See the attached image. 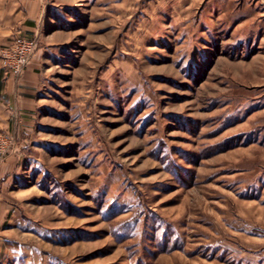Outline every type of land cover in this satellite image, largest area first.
<instances>
[{
	"label": "rangeland",
	"instance_id": "rangeland-1",
	"mask_svg": "<svg viewBox=\"0 0 264 264\" xmlns=\"http://www.w3.org/2000/svg\"><path fill=\"white\" fill-rule=\"evenodd\" d=\"M42 6L0 264H264V0Z\"/></svg>",
	"mask_w": 264,
	"mask_h": 264
},
{
	"label": "crops",
	"instance_id": "crops-1",
	"mask_svg": "<svg viewBox=\"0 0 264 264\" xmlns=\"http://www.w3.org/2000/svg\"><path fill=\"white\" fill-rule=\"evenodd\" d=\"M14 8L12 13L16 15L18 22V30L16 31L20 35L24 36L27 39H32L35 37V30L39 28V23L42 21V3L43 0H14ZM8 3V0H0V12L1 8ZM5 12L2 13V15ZM4 16V15H3ZM16 20V21H17ZM17 26V25H16ZM15 32V33H16ZM10 37V36H7ZM38 54H34L30 59L28 66L25 68L22 76L13 77L5 74L0 71V126L5 125L6 121L13 112L19 111L20 113L26 111L30 112L32 110L39 109V100L36 98V90L40 83V68L38 66ZM3 95V96H2ZM7 114V116L5 115ZM259 146V144H252L253 146ZM261 148V147H260ZM258 165H264L260 162ZM14 171H5V169H0V183L2 185L6 184L9 181L10 176L8 175L15 173ZM7 177V179H5ZM2 191L0 192V223L4 222L7 218V211L1 209V197ZM264 201V195L260 201ZM259 200H257L259 202ZM264 218V213L262 215ZM257 223L256 227L261 228L264 232V222L262 224ZM2 225V224H0Z\"/></svg>",
	"mask_w": 264,
	"mask_h": 264
},
{
	"label": "built area",
	"instance_id": "built-area-1",
	"mask_svg": "<svg viewBox=\"0 0 264 264\" xmlns=\"http://www.w3.org/2000/svg\"><path fill=\"white\" fill-rule=\"evenodd\" d=\"M38 48L36 40L16 36L0 50V60L5 63L12 76L19 77L28 66L30 59ZM14 139L7 132L0 133V165L5 161L14 147Z\"/></svg>",
	"mask_w": 264,
	"mask_h": 264
}]
</instances>
